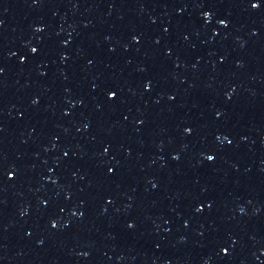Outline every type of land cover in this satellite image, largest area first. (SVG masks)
<instances>
[{
	"label": "water",
	"instance_id": "1",
	"mask_svg": "<svg viewBox=\"0 0 264 264\" xmlns=\"http://www.w3.org/2000/svg\"><path fill=\"white\" fill-rule=\"evenodd\" d=\"M264 69V0H0V108L151 99Z\"/></svg>",
	"mask_w": 264,
	"mask_h": 264
}]
</instances>
